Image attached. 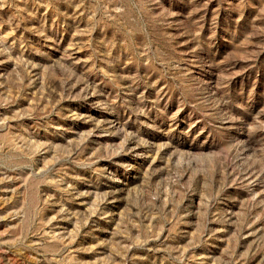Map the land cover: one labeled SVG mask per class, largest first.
I'll return each mask as SVG.
<instances>
[{
    "label": "rangeland",
    "instance_id": "rangeland-1",
    "mask_svg": "<svg viewBox=\"0 0 264 264\" xmlns=\"http://www.w3.org/2000/svg\"><path fill=\"white\" fill-rule=\"evenodd\" d=\"M0 264H264V0H0Z\"/></svg>",
    "mask_w": 264,
    "mask_h": 264
}]
</instances>
